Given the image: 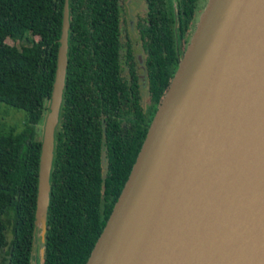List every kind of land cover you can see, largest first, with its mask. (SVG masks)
Masks as SVG:
<instances>
[{
  "label": "trees",
  "instance_id": "16d2710c",
  "mask_svg": "<svg viewBox=\"0 0 264 264\" xmlns=\"http://www.w3.org/2000/svg\"><path fill=\"white\" fill-rule=\"evenodd\" d=\"M143 2L133 28L146 82L132 45L121 42L122 0H0V102L27 113L17 134L0 123V264H30L41 151L35 126L50 99L65 10L67 77L48 171L43 264H86L197 21L198 0Z\"/></svg>",
  "mask_w": 264,
  "mask_h": 264
},
{
  "label": "water",
  "instance_id": "95a60500",
  "mask_svg": "<svg viewBox=\"0 0 264 264\" xmlns=\"http://www.w3.org/2000/svg\"><path fill=\"white\" fill-rule=\"evenodd\" d=\"M68 33L65 10L39 159L43 217ZM86 264H264V0L207 1Z\"/></svg>",
  "mask_w": 264,
  "mask_h": 264
},
{
  "label": "rangeland",
  "instance_id": "374dc122",
  "mask_svg": "<svg viewBox=\"0 0 264 264\" xmlns=\"http://www.w3.org/2000/svg\"><path fill=\"white\" fill-rule=\"evenodd\" d=\"M208 0H198V11L197 20L200 13L203 11ZM134 18L143 17L145 14V5L143 0H129ZM122 7L124 13V22L122 24L121 31V42L122 44H131L134 54L137 56L140 53L139 37L137 32L130 26V17L127 14V0H122ZM130 28V30H129ZM125 75L126 70L123 71ZM48 108V103H47ZM27 113L22 109H16L9 106L3 102H0V123L5 131L10 129L14 130V133H19L26 125ZM48 123V111L44 112L43 117L39 123L35 126V137L36 139L42 141L45 137L46 126ZM58 124V121H57ZM56 124V126H57ZM34 229V239L32 250L30 254V264H43L44 260V230H45V217L37 215L36 225Z\"/></svg>",
  "mask_w": 264,
  "mask_h": 264
},
{
  "label": "flooded vegetation",
  "instance_id": "af4514ba",
  "mask_svg": "<svg viewBox=\"0 0 264 264\" xmlns=\"http://www.w3.org/2000/svg\"><path fill=\"white\" fill-rule=\"evenodd\" d=\"M129 8L131 9L130 3H129V5L127 4V10H128ZM131 11H132V9H131ZM128 15H129V13H128ZM132 16H133V22H134V21H135V18H134V14H133V12H132ZM139 54H140V53H139ZM139 54H138V55H139ZM138 55H137V58H138Z\"/></svg>",
  "mask_w": 264,
  "mask_h": 264
}]
</instances>
